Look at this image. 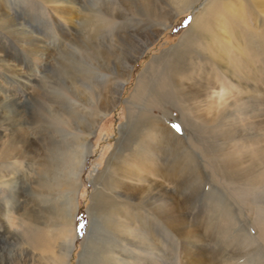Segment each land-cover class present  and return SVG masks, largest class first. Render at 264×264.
Returning a JSON list of instances; mask_svg holds the SVG:
<instances>
[{
  "label": "bare ground",
  "instance_id": "1",
  "mask_svg": "<svg viewBox=\"0 0 264 264\" xmlns=\"http://www.w3.org/2000/svg\"><path fill=\"white\" fill-rule=\"evenodd\" d=\"M43 1L51 5L56 13H63L64 19L68 21L74 20L76 15H78V10L76 9L78 0ZM189 1L195 3L198 0ZM247 1H249L248 3L251 7H256V5L264 7L262 5L264 4V0ZM7 2L8 0H0V39L4 38L7 30L12 33L19 32L20 34H24V40L22 41L30 46H34V48L27 46V49L29 48L28 52L30 53L31 60L34 64L37 63L38 65V62H43L48 57V52L46 51V43L48 42L45 41L44 36L39 37L34 35L32 31L24 28L26 26L23 23L11 17L10 14L8 15L5 4ZM225 2L223 0H210L209 3L207 2L208 4L205 6V9L196 13L194 21L184 34L180 44L174 48L171 47L172 49L164 52L162 56L151 60L145 70L141 71L129 103V121L126 124L125 122L123 123L116 151L105 161V170L101 171L94 180L95 187L88 210L91 217L92 231L100 222V225H102L101 229L107 232L112 239L128 240V244H139L142 242L141 239L137 240L125 237L122 232L127 228L145 232L144 226L147 224V220H144V218L148 219L150 214H152L149 208L152 201L149 197H151L153 187L159 186L165 189L167 182L175 183V186H177L182 184L187 177L196 178V180L202 179L203 182H206L204 176L201 174L202 170L209 172L212 180V184L208 189L211 204L207 206L211 210V215L209 214L211 216L210 219L208 218L209 220L205 221L207 219L205 216L203 222L198 220V213H196L195 208L197 205L195 206V204H193L190 213H187L186 209H176V213H169L164 208L167 204H164L165 201L163 200V204H159L161 212L158 211V217L153 215L159 227L157 235L161 238L159 240L160 246H158L160 249L159 253L160 251L165 253L163 245L164 243H168L169 237L174 239V241L176 239V242L179 241V243H186L188 245L190 237L205 238L210 229L212 234L219 218H225L231 224L234 219H237V216H247L245 211L239 207L241 204L250 206V211L257 214L254 217L255 226L257 231L260 232L258 236L264 240V223H261L264 222L262 220L264 219V109L261 106V104L263 106L264 104L261 98L262 95L260 96L256 92L253 94L246 93L244 90H237V88V91H235L237 94L236 100L238 102L245 101L244 104L247 107L254 99L251 104L252 111L253 109L255 110L253 116L254 131L250 133L248 131V133H243L238 130V127L225 129L218 126L217 119L224 116L227 113L226 111L229 110L226 103L222 114L218 111L216 116L202 117L197 109V105L191 101H194L202 91L201 88H195L189 83V79L191 78L189 74L190 69L194 65H201L202 62L206 64V61H208L207 59L205 60L206 55H209L211 58L209 62L211 66L218 64L219 69L229 66L231 65L229 63L231 60L228 62L227 56L230 55V51L234 50L237 54L244 56L247 51L246 40L253 39V33H251L253 36L248 37L249 33V35L245 33L244 35L242 33L243 30L238 31L236 29V25L239 24L245 27L247 22L245 16L247 15L243 17L239 15L241 19L238 18L237 20L240 21L237 22L233 16H235L236 12H241L238 10L239 5L237 6V3L231 0ZM122 3L123 6H120L122 9H119V14H117L119 21L114 22L118 27L129 26L132 21L146 20L152 16L153 9L149 0H134V4L125 0ZM220 4H224V6ZM100 23L96 22V19L93 21L86 17L84 23H82L86 29H84L83 35L78 37V41L74 42V45L78 52L79 49L93 51L94 54L91 55L90 59L86 60V63L92 68L90 69L92 74L104 78L108 77L106 71L112 70L114 78L123 79L126 76L125 68L128 59L132 58V54L127 53L131 48L132 41L130 38H127L126 41L125 39H121L123 43L120 49V51H123L121 56L118 51L112 52V61L107 62V50L103 49L104 47L101 48L94 39L98 34L102 38V25ZM166 23L167 20L164 24ZM14 26H17L15 31L10 29V27ZM249 30L247 29V32ZM153 32V30L146 32L142 35L141 40L150 38V33L153 35ZM94 33L95 35H93ZM45 38H48V36ZM53 40L55 42L60 41L58 38ZM5 58L3 55H0V65L5 69V73L7 71L15 72L16 80L18 77H22L20 73L18 74L16 71L11 70ZM216 58H219V60L216 61ZM193 59H198V61L194 63ZM238 59L239 62L242 60ZM68 61V59L61 60L60 66L63 67V63L68 64ZM112 62L113 65L111 64ZM219 69H214L213 72L204 74L197 80L200 83L205 81L206 83L215 84L216 82L213 79H217V76L222 74L221 82L217 79L221 87H231L230 83H228L229 79H232L230 78V74H235L236 77L239 74L236 70L234 73L233 69L223 70L222 72V69ZM78 71V73H74L70 70L67 73L68 81L66 82L69 83L72 89H69L70 93L63 94L66 100H61L58 96L52 99L51 95H56L59 92V86L61 87V85L57 87L58 83L56 82V84L52 78L43 76L37 82V95H43L49 100L52 99L53 105L50 108L40 105L38 107L39 111L34 115L32 114L33 117L31 118L34 124V127H32L34 128L33 134H30L26 128L20 126V118L3 116V112L7 109L5 107L6 104L18 103L19 98L13 97L12 94L9 97L8 95L2 97L6 91L3 90L0 84V126L7 124L11 128L10 137L8 136L7 139L2 138L4 133L0 134V191L5 192L9 184L15 182V179L12 181L13 178L9 174L12 171L11 169L16 167L23 170L24 167L21 163L26 162L28 169L23 170L22 177L19 176L20 187L25 195L23 196L21 191V198L15 199L16 201H13L15 202L14 204H12L13 202L11 203L12 207L15 208L20 206L18 223L21 232V242L27 243L32 249H42L45 247L51 249V245L53 246L54 243H50L49 239L52 237H48V232L53 236L54 231H57L55 233L57 240L63 239L59 243L60 253L56 256V259L54 258L57 264H64L66 262L69 244L73 237L74 218L78 208L75 197L80 181L81 169L87 155L86 135L76 134L72 131L75 130L78 133L90 132L95 118L91 117L92 113L96 116L102 111L106 112L115 101V98L109 95L113 92L112 84H110L111 88L108 89L107 87V90H90L88 88L89 83L86 82L85 78L86 73L80 69ZM211 74L214 76L212 79ZM232 77L234 76L232 75ZM119 81L116 83L118 84ZM233 81L237 85L243 84L240 83L239 78ZM205 82L203 83L205 84ZM208 88L209 86L206 85L205 89ZM233 88H235L234 85ZM92 95H97L100 100L94 110L88 113L85 109ZM168 105L180 111V121L187 128L188 134H179L175 131L174 127L178 125H171L168 110L165 108ZM157 110L159 113L155 112ZM27 124L29 125L30 123ZM214 126L219 128L214 129ZM204 133L206 134L204 135ZM168 147H176L179 151L181 148H187L190 154L188 155V163H182V166H180L173 165L175 162L172 165L166 162H157L153 165L151 161L154 158H152L153 156L151 157V149L164 151ZM185 152L184 154L186 155ZM154 153L156 154V152ZM160 153L158 152L157 154L160 156ZM155 154L154 157L156 156ZM153 175L156 176L155 179ZM137 177L139 178V184L135 183ZM110 188L114 191L113 193H110ZM57 191L59 195L55 197V192ZM61 192L62 194L60 195ZM1 197L0 195V199ZM247 200L249 204H247ZM247 206L246 208H248ZM9 213L8 210H5L0 205V221L4 217H8ZM200 223L202 224L201 226ZM240 228L239 232L245 229L244 226ZM203 230L208 232H202ZM250 237L252 236L250 235ZM91 240L92 234L87 241L88 246L92 242ZM256 246V249H254L258 254V262L256 263L264 264V249L257 244ZM91 254L86 253L82 260L83 264H89L87 257L89 255L91 257ZM242 263L252 264L253 262L242 261ZM10 264H28V261H12Z\"/></svg>",
  "mask_w": 264,
  "mask_h": 264
},
{
  "label": "rangeland",
  "instance_id": "2",
  "mask_svg": "<svg viewBox=\"0 0 264 264\" xmlns=\"http://www.w3.org/2000/svg\"><path fill=\"white\" fill-rule=\"evenodd\" d=\"M124 1L125 0H78V3L76 4L78 15H76L75 19L72 21L64 19L63 13H56L51 5H48L43 0H8V2L5 3L8 15L10 14L11 17H14L17 21L23 23L24 26H26L23 27L29 31H32L34 35L39 37L44 36L43 38L45 41L50 44L46 43V51L48 52V57L45 60L46 62H38L37 65V63L34 64V62L31 60L30 53L28 52L29 48L27 49V46L30 45L22 41L24 40V34H20L19 32L12 33L7 30V34H5L4 38L0 39V55L6 57L5 59L7 60L12 71H16L22 76L18 77L16 80L15 72L7 71L6 74L5 69L0 65V84L3 87V90L6 91L2 97L6 95H8V97L13 95V97L19 98L18 103L6 104L5 107L7 109H5L3 112L4 117L20 118V126L26 128L30 134H33L34 128L32 127H34V124L32 123L31 117H33V115L39 111L38 107L42 105L46 108H50L53 105L52 99H54L56 96L61 98V100H66L64 99V95L70 93L69 89H72L69 83L66 82L68 81L67 73L70 70L74 73H78V69L83 70L86 73L85 78L86 82L89 83L88 88L90 90H107V87L109 89L112 86L113 92H111L109 95L115 98L114 103L109 109L106 110V112L102 111L100 113L101 115L97 114L98 116H95L94 113H92V116L89 114L91 117H95L93 120V127L90 132L78 133L75 130V132L72 131L76 134L86 135L87 155L81 169L82 171L80 175V181L78 183L75 197L78 208L74 218L73 237L69 244L68 253L65 260L66 262L64 264H83L82 260L86 253H92L91 257L89 255L90 258L87 257L89 264H243L242 261H250L253 262L252 264H258L256 263L258 262V254L254 249L257 247L256 244L264 249V240L258 236L260 232L257 231L255 226L256 224L254 217H256L257 214L250 211V206H247L246 204H241L239 207L245 211L247 216H237V219H234L233 223L231 224L228 223L227 219L219 218V221L221 222L218 221L216 227L213 229L212 234L210 229L205 238L190 237L188 245L186 243H179V241L176 242V239L174 241V239L169 237L168 243H164L163 245L165 253L161 251L159 253L160 249L158 246H160L159 240L161 238H159L157 235L159 227L157 225V221H155L153 218V215L158 217V211L161 212V206L159 204H163L165 201L164 204L167 205H165L164 208H166L167 211L169 213L171 212L172 214L176 213V209H186L187 213H190L193 208V204H195V206L197 205L195 208L196 213H198V220L203 222V220H205V216L207 218L205 221L210 219L211 210L208 209L207 206L211 204L208 196V189L212 184V180L210 173L202 170L201 174L204 176V180L206 182H203L202 179L196 180V178H193V180L192 177H187L182 184L177 186H175V183L167 182L165 189L159 186L153 187L151 197H149L152 201L149 207L151 210L150 213L152 214H150L148 219L144 218V220H147V224L144 226L145 232L141 230H134L132 228H127L122 232L125 237L137 240L141 239L142 242L139 244H128V240L122 241L115 238L112 239L109 234H107V232L101 229L102 225H100V222L92 231L91 217L88 210L91 205L92 194L94 192V180L101 171L105 170V161H107L108 158L111 157L116 151L115 149L117 148L119 139L121 137L120 133L123 129V123L125 122L126 124V122L129 121V103L132 99L141 71L145 70L151 60L162 56L164 52L180 44L184 34L194 21L196 13L205 9V6L210 0H198L195 3H191L189 0H149L153 9L152 16L148 17L146 20L140 19L139 21H132L130 22L131 25L129 26L118 27L117 24H114V22L119 21V19H117V14H119L118 10L122 9L120 6H123L122 2ZM126 1H130L132 4H134V0ZM223 1L225 2L228 0ZM231 1L236 2L237 6L239 5L238 10L241 11L239 13L236 12L235 16H233L234 19H241L240 16L243 17L247 15L245 16L247 19L245 27L239 24L236 25V29H238V31L245 30L244 32L242 31V33H249L250 35L248 34V37L254 35L253 39L250 38L246 40L247 51L244 54L245 57L242 54H237V52L234 50L230 51V55L227 56V61L229 62L231 60V62H229L231 65L229 66H225L224 68L222 67L220 69L218 64L211 66L209 63L211 61L209 55L205 56V60H208L206 61V64H203L202 62L201 65H194L189 72L191 76L189 83L195 88H201L202 92L197 95L198 97L195 98L194 101H191L197 105V109L199 110V113L202 115V117L216 116L218 111H220L222 114L224 105L226 103L229 110L226 111L227 113L224 116L217 119L216 122L218 126L224 127L225 129L238 127V130L241 132L246 133L248 131L250 133L254 131L253 116L255 110L253 109L252 111L251 106L254 99L247 107L244 104L245 101L242 100L238 102L236 100L237 94L235 91L244 90L246 93L250 94L256 92L260 96L262 95L261 98L264 104V47L261 48V46L264 45V7H260L259 5H256V7H251L248 3L249 1L247 0ZM220 5L224 6V4ZM164 16L166 19L163 18ZM86 17L92 19L93 21L96 19V22L98 23L101 22V34H103L101 36L104 40L99 34L94 39L96 43L101 46V48L104 47L103 49L107 50V62L112 61V54L114 52H120L121 56L123 52L122 50L120 51L123 46L121 39H125L126 41L127 38H130L132 41V45H130L131 48L127 52L128 54H132H130L132 58L128 59L127 66L125 68L126 76L123 79L114 78L112 70L110 71L108 69L107 70L109 72L106 71V75L108 77L103 78L101 76L92 74L90 70L92 68L89 67V65L86 63V60L90 59L91 55L94 54L93 51L79 49L80 53L78 52L74 42L78 41V37L83 35L84 29H86L84 28V24H82L84 23ZM166 20L167 23L164 24ZM239 21L240 20H237V22ZM10 29L15 31L17 26L10 27ZM247 29H250L249 32H247ZM150 30H153L154 34L152 35V33H150V38L141 40L142 35ZM251 33H253V35H251ZM93 35H95V33ZM46 36H48V38H45ZM55 38L60 39V41L55 42V40H53ZM250 42H252L253 45ZM30 47L34 48L32 45ZM238 58L242 59L240 60L241 63L239 62ZM67 59L69 60L68 64L63 63V67H61L60 61ZM218 60L219 58H216V61ZM197 61L198 59H193L194 63ZM111 64L113 65V62ZM214 69H222L221 72L223 70L227 71L233 69L234 73L236 70L239 75L236 77L235 74H230V78L232 79H229L228 83H230L231 87L228 88L225 86L221 87L219 84V81L222 78L221 72V75L217 76L219 81L216 78L213 79L214 82H216L215 84H210L203 81L205 82L204 84L203 82L200 83L198 81L202 75L211 73ZM217 74L219 73L217 72ZM232 75L234 77H232ZM43 76L48 78L50 77L52 80H55L54 82L58 83H56L57 87L61 85V87L59 86L58 88L59 92L56 95H51V100L47 99L43 95H37V82L40 81ZM210 76L211 79L214 77L213 74ZM235 77L239 78L240 83H243L245 86L243 84L237 85L235 81H233L236 79ZM116 80H120L118 82L119 85L116 83ZM110 84L112 85L110 86ZM232 84L235 88H233ZM206 85H208L210 89H205ZM249 85L250 87H248ZM252 88H255L256 90ZM99 100L100 99L97 95H92V98L90 102H88L87 108L85 110L88 113L93 111ZM67 102L69 103V101ZM261 106L264 109L262 104ZM165 108L168 110V114L170 116L169 121L171 125H178L174 127L175 131H177L179 134H188L187 128L180 121V111L171 105H168V107ZM155 112L159 113L158 110ZM26 122L30 124L28 125ZM2 126H0V134L2 135V133H4L2 138L7 139L8 136L10 137L11 128L7 124ZM219 127L214 126V129H218ZM205 134L206 133H204V135ZM151 150V157L153 156L152 158H154L153 161H151L153 165L157 162H166L167 164L169 163L172 165L175 162L173 165L182 166V163H188V155H190L187 148H181L180 151L176 147H168L167 150L165 149L164 151H160L158 149ZM154 152H156V154ZM158 152H161L160 156L157 154ZM181 153L183 154L181 155ZM154 154L156 155V158L154 157ZM175 159L178 160L175 161ZM199 159L202 162L200 157ZM21 165L24 167L23 170L28 169L26 162H22ZM11 170L12 171H10L9 174H11L10 177L13 178L12 181L15 179V182L13 184L10 183L5 192L0 191V195L2 196L0 199V205H2L5 210L10 212L8 217H4L5 219L3 218V220L0 221V264H10L12 261H28V264H57L55 259L60 253L59 243L63 241V239L60 241L59 239L57 240V237L55 236L57 231H54L53 236L48 232V237H52L49 239L50 243H54V247L51 245V249L48 247L42 249H32L27 243L21 242V232L18 223L20 206L15 208L12 207V204L15 203L13 202L15 199L21 198L22 189L20 187L21 184L19 176L22 177L23 170L17 169L16 167H13ZM155 178L156 176H154V179ZM135 181L136 184H139L138 177L135 179ZM203 184L206 185L204 186ZM111 189L112 188H110V193H113L114 191ZM61 194L62 192L60 195ZM22 195H25L23 191ZM58 195L59 192H55V197ZM156 199L158 200L155 201ZM246 202L249 204L248 200ZM179 206H181V208H179ZM246 206L248 208H246ZM262 220L264 221V219ZM201 223L200 226L202 225ZM241 226H244L245 229L244 231L239 232V230H241ZM202 232L208 231L203 230ZM91 234L92 242L88 246L87 241L91 237ZM250 235L252 237H250ZM190 243L193 245L190 246ZM163 254L166 256H163Z\"/></svg>",
  "mask_w": 264,
  "mask_h": 264
}]
</instances>
